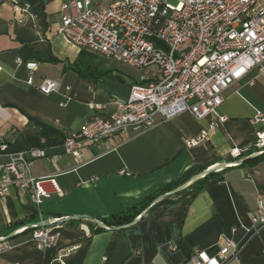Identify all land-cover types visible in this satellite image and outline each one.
I'll return each instance as SVG.
<instances>
[{"label": "crops", "instance_id": "0c3cea01", "mask_svg": "<svg viewBox=\"0 0 264 264\" xmlns=\"http://www.w3.org/2000/svg\"><path fill=\"white\" fill-rule=\"evenodd\" d=\"M22 1L33 19L8 2L0 3V138L4 141L35 137L36 121L65 135L75 132L93 117L95 110L89 105H102L114 97L123 100L130 86L147 76L130 75L111 66L109 58L59 35L61 5L66 0ZM16 59L21 63L16 64ZM27 61L36 62L32 84L26 83ZM43 77L57 80L59 91L41 93L37 86ZM64 86L71 88L72 99L61 105ZM219 112L226 121L195 146H185L184 140L195 137L208 119L182 113L132 131L112 151L91 144L74 157L62 153V144L45 148L55 161L36 159L31 173L55 176L60 192L37 206L27 192L9 188L0 198V236L37 222L38 211L43 219H73L60 224L57 243L44 250L28 239L30 230L15 234L9 238L12 246L0 253V264H184L193 249L217 254L224 239L240 245L237 257L227 264H264V226L253 234L246 231L256 197L264 194V157L252 155L255 133L263 126L254 119L257 112L264 115V72L250 71L232 84L223 93ZM232 146L244 149L242 160H252L227 165L233 161L228 155ZM4 161L0 154V164ZM191 166L214 168L196 195L147 207L126 227L95 231L93 220L101 222L141 204ZM170 244L176 247L171 249ZM68 246L74 249L64 253Z\"/></svg>", "mask_w": 264, "mask_h": 264}, {"label": "built area", "instance_id": "2783aa9c", "mask_svg": "<svg viewBox=\"0 0 264 264\" xmlns=\"http://www.w3.org/2000/svg\"><path fill=\"white\" fill-rule=\"evenodd\" d=\"M12 4L17 12L31 19L34 15L22 0H0ZM57 33L70 43L100 56L147 69L148 76L130 86L125 99L111 98L102 105H89L93 117L77 131L65 136L62 153L78 157L91 144H102L104 152L112 151L127 140L132 131L188 113L197 120L208 119L198 134L184 140L185 146H195L206 140L211 131L227 117L219 112L223 93L248 72H264V0H113L98 7L92 0H66ZM16 64L21 60L16 59ZM26 83L32 84L35 61H27ZM2 66H0V71ZM57 80L43 77L38 90L45 94L59 91ZM66 105L72 99L71 88L63 87ZM254 121L263 124L256 131L252 155L264 152V115L257 112ZM244 149L232 146L227 165H237ZM0 198L9 188L27 192L39 206L45 197L59 193L55 176L34 177V160L47 157L45 148L30 147L8 151L0 138ZM23 224L14 235L29 231L28 239L37 249L44 250L57 243L62 217L47 218L42 224ZM264 226V194L256 197L249 234ZM9 238L0 236V253L10 248ZM174 249L176 246L170 244ZM74 246L64 248L70 252ZM240 245L224 239L217 254L193 249L184 264H227L236 258Z\"/></svg>", "mask_w": 264, "mask_h": 264}, {"label": "trees", "instance_id": "16d2710c", "mask_svg": "<svg viewBox=\"0 0 264 264\" xmlns=\"http://www.w3.org/2000/svg\"><path fill=\"white\" fill-rule=\"evenodd\" d=\"M35 124L39 129L37 135L29 139H19L13 143L7 142L8 151H18L30 147L49 148V147L61 145L64 142L66 135L62 131L46 123H41L36 121ZM258 157H264V152L259 154ZM250 160H252V158L245 159L240 164H243L246 161L250 162ZM205 169L206 168H200L199 166H191L177 180L164 184L163 186L158 188L155 192L150 194L141 204L133 206L131 208L124 209L106 218H102L101 223L103 224V227L96 225L95 231H100L105 227H115V228L126 227L136 218V216H138V214L141 213L143 209L147 207L152 208L158 203L164 202L165 200L168 202L178 201L184 195L189 193H191L192 195H196L202 189L204 183L210 178L213 171L201 175L197 179L193 180L186 188L174 194L172 196L173 198L164 197L160 201L155 202L156 199L163 193L176 188L177 186L189 180L192 176L205 171Z\"/></svg>", "mask_w": 264, "mask_h": 264}, {"label": "water", "instance_id": "95a60500", "mask_svg": "<svg viewBox=\"0 0 264 264\" xmlns=\"http://www.w3.org/2000/svg\"><path fill=\"white\" fill-rule=\"evenodd\" d=\"M254 156V155H253ZM252 156H249V158H251ZM245 159H243L242 161H244ZM241 162V161H240ZM214 169V168H213ZM213 169H210V170H205V171H203V172H201V173H199V174H196V175H194V176H192L189 180H187L186 182H184V183H182L181 185H179V186H177L176 188H174V189H172V190H170V191H168V192H165V193H163L162 195H160L157 199H162V198H164V197H168V196H170V195H174V194H176V193H178L179 191H181V190H183L184 188H186L193 180H195V179H197L198 177H200L201 175H204V174H206V173H208V172H212L213 171ZM156 199V200H157ZM142 215V214H141ZM71 219H73V217H65V218H62V221L64 222V221H68V220H71ZM93 222L97 225V226H100V227H103V224L100 222V221H98V220H93ZM132 222H134V220L132 221ZM131 222V223H132ZM42 224L43 225H45V226H47V225H49V222H48V220L47 219H44L43 221H42ZM84 227V226H83ZM86 228V227H85ZM121 228V227H120ZM12 236H14V233H10L9 235H7V237L6 238H11Z\"/></svg>", "mask_w": 264, "mask_h": 264}, {"label": "rangeland", "instance_id": "374dc122", "mask_svg": "<svg viewBox=\"0 0 264 264\" xmlns=\"http://www.w3.org/2000/svg\"><path fill=\"white\" fill-rule=\"evenodd\" d=\"M94 4H97L98 7L107 6L113 0H92ZM111 66H117L118 68L122 69L123 71L129 73L130 75L138 76L139 74L149 75L147 69H136L122 63H117L116 61L109 59Z\"/></svg>", "mask_w": 264, "mask_h": 264}]
</instances>
